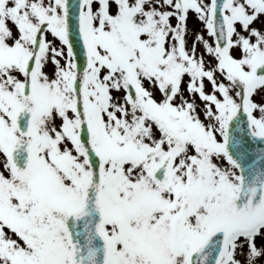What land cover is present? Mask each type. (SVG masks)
<instances>
[{
  "label": "snow or ice",
  "instance_id": "obj_1",
  "mask_svg": "<svg viewBox=\"0 0 264 264\" xmlns=\"http://www.w3.org/2000/svg\"><path fill=\"white\" fill-rule=\"evenodd\" d=\"M0 264H264V0H0Z\"/></svg>",
  "mask_w": 264,
  "mask_h": 264
},
{
  "label": "rangeland",
  "instance_id": "obj_2",
  "mask_svg": "<svg viewBox=\"0 0 264 264\" xmlns=\"http://www.w3.org/2000/svg\"><path fill=\"white\" fill-rule=\"evenodd\" d=\"M189 27L192 28V29H196L199 27L198 23L196 22L195 18L194 17H191L189 19Z\"/></svg>",
  "mask_w": 264,
  "mask_h": 264
}]
</instances>
